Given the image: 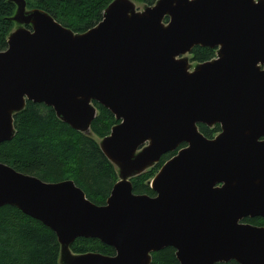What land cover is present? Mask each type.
<instances>
[{"label": "water", "instance_id": "95a60500", "mask_svg": "<svg viewBox=\"0 0 264 264\" xmlns=\"http://www.w3.org/2000/svg\"><path fill=\"white\" fill-rule=\"evenodd\" d=\"M16 28L0 52V143L26 102L90 134L94 103L116 121L99 148L118 180L103 205L73 181L45 182L0 163V207L57 237L60 264H150L171 247L178 264H264V0H113L74 33L11 0ZM215 49L192 70L186 54ZM219 125L206 138L198 125ZM183 145V147H181ZM177 150V151H176ZM166 160L135 194L131 179ZM77 238L113 249L74 254Z\"/></svg>", "mask_w": 264, "mask_h": 264}, {"label": "trees", "instance_id": "16d2710c", "mask_svg": "<svg viewBox=\"0 0 264 264\" xmlns=\"http://www.w3.org/2000/svg\"><path fill=\"white\" fill-rule=\"evenodd\" d=\"M112 1L25 0V3L27 9L37 8L48 13L72 32L84 33L102 20L103 11ZM132 1L147 6L156 0ZM15 11L16 6L11 0H0V52L6 49L7 38L16 26L12 20ZM215 52V49L196 46L191 50L190 60L196 63L209 61L215 57ZM94 106L96 116L90 134L86 135L60 121L50 107L26 102L24 108L13 115V137L0 143V163L45 182L71 180L88 200L103 205L118 175L114 165L100 150L99 141L118 121L104 107L97 103ZM198 127L208 139L220 131L219 125L208 128L200 124ZM176 151L163 155L152 168L132 178L133 193L154 196L149 183ZM243 222L264 226L261 218H246ZM69 249L74 254L98 252L113 255L111 247L91 238H77ZM59 257L60 245L48 227L16 207H0V264H60ZM150 264H178L174 249L166 247L152 253Z\"/></svg>", "mask_w": 264, "mask_h": 264}, {"label": "rangeland", "instance_id": "374dc122", "mask_svg": "<svg viewBox=\"0 0 264 264\" xmlns=\"http://www.w3.org/2000/svg\"><path fill=\"white\" fill-rule=\"evenodd\" d=\"M144 7V5H141V4H136V8L138 9V10H141L142 8ZM15 28H16V26H15ZM14 28V29H15ZM13 29V30H14ZM186 57L188 58V61H189V68H190V70H192L193 68H194V66L195 65H197L198 63H196V62H194V61H191L190 60V58H191V55L190 54H186ZM214 126H212V127H209V128H213ZM198 129H199V127H198ZM152 168V167H151ZM150 168H147V170H149ZM146 170V171H147ZM144 173V172H143ZM142 174V173H141Z\"/></svg>", "mask_w": 264, "mask_h": 264}, {"label": "bare ground", "instance_id": "6f19581e", "mask_svg": "<svg viewBox=\"0 0 264 264\" xmlns=\"http://www.w3.org/2000/svg\"><path fill=\"white\" fill-rule=\"evenodd\" d=\"M14 16V15H13Z\"/></svg>", "mask_w": 264, "mask_h": 264}]
</instances>
